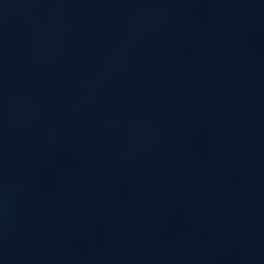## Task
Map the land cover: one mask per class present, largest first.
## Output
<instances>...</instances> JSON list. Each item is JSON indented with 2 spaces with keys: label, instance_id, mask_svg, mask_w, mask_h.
Returning a JSON list of instances; mask_svg holds the SVG:
<instances>
[{
  "label": "water",
  "instance_id": "water-1",
  "mask_svg": "<svg viewBox=\"0 0 264 264\" xmlns=\"http://www.w3.org/2000/svg\"><path fill=\"white\" fill-rule=\"evenodd\" d=\"M0 264H264V0H0Z\"/></svg>",
  "mask_w": 264,
  "mask_h": 264
}]
</instances>
